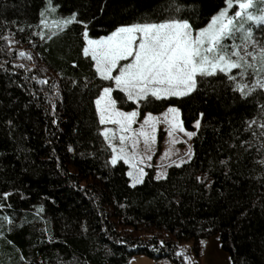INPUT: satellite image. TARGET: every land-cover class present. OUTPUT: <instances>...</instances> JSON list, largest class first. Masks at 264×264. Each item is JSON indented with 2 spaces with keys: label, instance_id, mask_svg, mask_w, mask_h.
Instances as JSON below:
<instances>
[{
  "label": "trees",
  "instance_id": "trees-1",
  "mask_svg": "<svg viewBox=\"0 0 264 264\" xmlns=\"http://www.w3.org/2000/svg\"><path fill=\"white\" fill-rule=\"evenodd\" d=\"M168 2L53 0L59 15L77 12L78 19L88 21L91 38L121 24L163 20ZM179 3L186 6L179 15L194 28L207 25L224 6V0ZM46 4L0 0V37L11 33L18 41L0 39V195L12 193L6 212L15 217L7 235L15 247L0 239V264H128L137 254L186 264L184 256H176L179 246L190 241L197 254L199 241L213 235L230 264H264V164L259 163L264 151L258 153L259 140L244 131L247 121L259 119L264 91L242 99L233 86L213 90L201 84L190 96L145 107L153 114L177 107L189 131L196 120L201 124L192 137L190 163L173 165L159 181L147 168L145 182L132 188L127 165L105 166L111 150H103L98 134V92L83 87L88 80L99 81L82 53L83 26L73 24L51 40L49 31L43 41L33 35L42 28L37 25ZM116 93L118 106L131 110ZM242 141L253 147L245 150ZM205 174L211 187L195 179ZM41 205L44 211L36 215Z\"/></svg>",
  "mask_w": 264,
  "mask_h": 264
},
{
  "label": "snow or ice",
  "instance_id": "snow-or-ice-1",
  "mask_svg": "<svg viewBox=\"0 0 264 264\" xmlns=\"http://www.w3.org/2000/svg\"><path fill=\"white\" fill-rule=\"evenodd\" d=\"M224 5L212 15L206 26L194 28L188 18L179 15L186 6L179 0H169L162 6L169 13L165 19L121 24L108 35L95 39L89 36V22L78 19L79 13L72 12L50 23L46 13H55L60 5L47 0L46 7L41 9L37 27L43 28L33 35L39 36L42 41L46 35L43 29H49L47 39L51 40L73 24L83 26L85 45L82 53L90 57L95 76L99 78L98 82L88 80L83 87L94 88L98 92L94 104L99 124L116 126L102 127L98 133L106 144L103 150L111 149L105 166L111 164L115 167L118 161L127 165L126 175L132 188L145 182V177L149 175L146 167L158 169L155 179L159 181L166 179L167 168L173 165L180 168L190 163L194 156L190 144L183 156L177 159L171 157L179 150L169 148L161 156L162 163L153 165L152 147L157 142L158 124L166 125L165 131L173 145L181 142L176 139L177 133H183L190 140L197 132L185 129L179 118L180 110L175 106L170 105L160 114L163 120L151 111L145 113V107L156 101L190 96L200 90L201 84L213 90L221 85L233 86V92L238 91L242 99L250 97L257 89L264 90V0H224ZM19 31L23 32L24 29ZM0 39L18 42L12 40L11 33ZM8 54L11 55L10 50ZM19 55L23 56L24 53ZM73 66H76L75 63ZM16 67L23 68L24 65ZM234 69L239 70L235 75L232 74ZM246 77L252 78L250 84L246 82ZM214 80L216 83H213ZM38 82L46 84L47 80ZM72 83L76 84V81ZM116 90L123 94L119 99L131 110L118 106V99L114 98ZM56 95L59 97V90ZM45 97L50 99L48 93H45ZM55 110L56 105L53 104V114ZM141 116L142 121H138ZM52 123L56 124L57 121L53 120ZM136 123H139V127L133 128ZM200 124L198 119L194 127L198 129ZM246 125L244 131H251L253 138L259 140L257 152L264 151V105L260 106L259 119L254 117ZM253 125L259 131L254 130ZM117 139L119 144L114 143ZM141 139L143 152L139 149ZM242 144L247 146L245 150L253 147L251 141H242ZM68 150L73 151L71 146ZM163 161H167V164ZM219 163L227 164L224 160ZM259 163L264 164V160ZM195 179L205 187H211L207 174ZM11 195V192L0 195V213H3L0 215V222H3L0 223V239L15 247L14 242L7 239L8 233L13 230L11 226L15 218L14 214L6 212V209L12 208V204L7 203ZM43 211L41 205L36 215ZM5 224L8 226L6 229ZM160 244L163 247L164 242L160 241ZM176 256H184L185 261L189 259L182 251L177 252ZM21 260L25 258L21 256Z\"/></svg>",
  "mask_w": 264,
  "mask_h": 264
},
{
  "label": "rangeland",
  "instance_id": "rangeland-1",
  "mask_svg": "<svg viewBox=\"0 0 264 264\" xmlns=\"http://www.w3.org/2000/svg\"><path fill=\"white\" fill-rule=\"evenodd\" d=\"M46 17L48 21L51 23L52 21L59 20L61 17H63V15H59L58 11H56L55 13H46ZM43 30L45 33L49 31V29H43ZM93 38L95 39V37ZM228 42L230 43V41ZM238 71H239L238 69H234L232 71L233 72L232 74L235 75ZM245 80L250 84L252 78L246 77ZM165 111L166 109L163 110L162 112L155 113L154 115L160 117V119L163 120V117L160 116V114L164 113ZM179 118L181 120L180 112H179ZM142 119H143L142 116L138 117V121H142ZM105 126L110 128L116 127L115 125L108 124V125H101V128ZM138 127H139V123L133 125V128H138ZM165 128L166 125L163 123L157 125V142L152 147L153 160L151 161V163L153 165H159L162 163L161 156L165 152V150L169 148H172L174 151L177 149L179 150L178 152H176V155L171 157V159H177L179 156H183L184 152L188 148V145L189 144L191 145L192 142V138L189 140L188 137H186L183 133H177L176 139L181 142H178L174 145L171 144L170 143L171 138L168 136L167 132L165 131ZM196 129L197 128L194 127V129L191 131H195ZM184 141H186V143ZM114 143L119 144V140L118 139L115 140ZM139 149L141 152H143L142 139L139 145ZM163 163L167 164V161H163ZM152 168L156 173L158 169L156 167H152ZM146 169L147 167L145 168V171ZM127 171H128V166H127ZM199 242H200L199 249L197 253L198 255L195 254L193 249L194 245L190 241H184V243L179 246L178 252L180 251L184 252L186 256L189 258L187 261H185L186 264H230V255L222 248L218 235L210 236L208 237V239H201ZM128 264H174V263H172L171 260H169L168 258H161V260H155L151 257H147L142 254H137V255H133L130 258Z\"/></svg>",
  "mask_w": 264,
  "mask_h": 264
}]
</instances>
